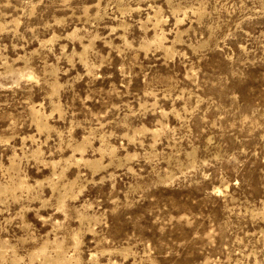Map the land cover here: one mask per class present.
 <instances>
[{"label": "rangeland", "instance_id": "rangeland-1", "mask_svg": "<svg viewBox=\"0 0 264 264\" xmlns=\"http://www.w3.org/2000/svg\"><path fill=\"white\" fill-rule=\"evenodd\" d=\"M0 264H264V0H0Z\"/></svg>", "mask_w": 264, "mask_h": 264}]
</instances>
